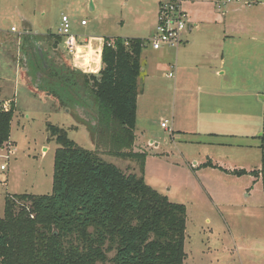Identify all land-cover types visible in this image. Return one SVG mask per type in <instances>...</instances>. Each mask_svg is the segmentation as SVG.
Listing matches in <instances>:
<instances>
[{"label": "rangeland", "instance_id": "1", "mask_svg": "<svg viewBox=\"0 0 264 264\" xmlns=\"http://www.w3.org/2000/svg\"><path fill=\"white\" fill-rule=\"evenodd\" d=\"M158 3L159 0H0V106L14 108L10 142L0 149V166L7 165L5 170L0 168V218L4 216L8 194L52 192L59 145L48 124L66 129L69 138L80 146L96 149L92 130L96 124L92 123L97 113L90 89L88 94L76 90L82 99L77 94L71 106L63 105L60 99L41 89L45 79L36 85L41 66L37 65V58L34 63L22 60V42L29 41L28 46L33 45L34 51L39 44L40 51L51 52L47 40L59 36V54H65L64 38L59 31L63 14L70 17L74 34L141 33L151 38L156 31ZM82 20L87 24L82 25ZM13 26L17 32L11 30ZM25 35L29 36L24 38ZM28 46H24V51L29 50ZM60 55L55 62L64 65ZM167 58L163 50H154L150 45L143 49L137 129L139 147L143 148L135 146V151L148 153L144 165L146 183L187 208L184 264H264L263 182L251 173L262 165V130L257 134L252 131L248 139H239L240 135L238 139L196 137L185 131L173 134L172 116L177 113V118H181L182 94L175 89V78L165 75L170 70ZM23 71L33 76L30 85ZM88 81L91 86L90 78ZM261 97L262 94L259 99L263 115ZM249 101H253L251 97ZM166 120L170 129L161 125ZM262 124L259 121L257 128ZM104 158L127 172L140 173L134 161L108 154ZM204 161L247 173L204 167L200 164ZM18 205L30 218L36 217L28 202L19 201ZM113 256L114 252H109L105 262L96 264H115Z\"/></svg>", "mask_w": 264, "mask_h": 264}, {"label": "trees", "instance_id": "2", "mask_svg": "<svg viewBox=\"0 0 264 264\" xmlns=\"http://www.w3.org/2000/svg\"><path fill=\"white\" fill-rule=\"evenodd\" d=\"M56 37L47 40L51 49L55 40L59 43ZM114 39V46L103 48L99 74L75 68L59 49L57 57L64 58V65H57L52 50L36 48L35 52L29 41L22 42V60L34 63L37 58V65L47 68L50 77H44L45 87L63 105L75 102L76 90L88 94L90 89L97 113L92 123L96 124L92 129L96 149L80 146L66 129L48 124L59 145L52 192L6 196L5 213L0 218V264H96L105 262L109 252H114L111 260L115 264H184L187 208L146 183L148 153L135 151L144 39L128 38V45L122 37ZM24 46L29 50L24 51ZM23 74L28 78L27 72ZM13 113L14 108L0 106V149L10 142ZM260 138L264 140V116ZM107 154L136 162L140 173L127 172L107 161ZM203 166L219 167L211 161ZM251 173L262 180L264 190V152L261 168ZM19 201L30 204L34 219L18 207Z\"/></svg>", "mask_w": 264, "mask_h": 264}, {"label": "crops", "instance_id": "3", "mask_svg": "<svg viewBox=\"0 0 264 264\" xmlns=\"http://www.w3.org/2000/svg\"><path fill=\"white\" fill-rule=\"evenodd\" d=\"M219 1L183 0L191 25L185 41L179 47L160 49L169 56L168 65L175 68V89L182 94L181 118L173 113L171 127L173 134L185 131L196 137L210 135L211 138L225 136L238 139L240 135L239 139H244V136L248 139L252 131L257 134L263 128V124L257 127L259 121L263 123L264 116L259 99L261 94L264 97V0H243L242 4L231 5H219ZM157 7L156 16L159 3ZM140 34L105 36L78 33L76 35L86 37L88 41L81 44L82 53L77 64L82 66L89 56H97L96 51L103 48L101 38L148 39ZM56 38H59L60 47L61 38ZM43 91L51 94L46 87ZM140 95L141 92L137 101L135 146L138 147ZM210 113L214 117H210ZM207 162L200 164L203 166ZM219 167L231 173L236 171Z\"/></svg>", "mask_w": 264, "mask_h": 264}, {"label": "built area", "instance_id": "4", "mask_svg": "<svg viewBox=\"0 0 264 264\" xmlns=\"http://www.w3.org/2000/svg\"><path fill=\"white\" fill-rule=\"evenodd\" d=\"M243 0H221L219 5H227L231 3H240ZM249 4V2H246ZM82 25H86V20L81 21ZM191 28L190 20L187 11L183 7V0H160L159 9L157 13V24L156 31L153 37L144 39L142 42L143 47L150 45L154 50H160L165 47H179L185 41V35L187 31ZM12 31L17 32V28L13 26ZM60 36L64 38L63 41V51L71 59L72 65L82 71H89L91 73H99L103 67L102 63V53L103 48L106 44L109 46L115 45V39L101 38L103 48L101 51H96L97 56H90L84 62V65L77 64L79 54H81V44L87 42L86 37L76 35L72 32V24L70 17L66 14L62 15V21L59 28ZM22 33V32H21ZM27 33V31H25ZM126 45L130 43L128 38H124ZM169 78H174L176 76V71L173 65L170 66V70L166 73ZM4 109V108H3ZM7 110V109H5ZM162 127L170 129L169 121L166 120L161 123ZM2 170L7 168L6 164L0 166Z\"/></svg>", "mask_w": 264, "mask_h": 264}, {"label": "flooded vegetation", "instance_id": "5", "mask_svg": "<svg viewBox=\"0 0 264 264\" xmlns=\"http://www.w3.org/2000/svg\"><path fill=\"white\" fill-rule=\"evenodd\" d=\"M39 45V44H38ZM36 46V48L38 49V50H40V46ZM57 49H59V43H58V41H56V46L52 49V54L53 55H55V56H57ZM59 51L61 52V50L59 49ZM58 51V52H59ZM44 66L45 67H48L47 66V64H44ZM41 69H40V71H39V73H38V77H37V80L36 81H38L37 83H36V85H40V83L44 80V76H46V77H50V76H48V74H46V69L47 68H45V70H43L42 69V66L40 67ZM44 75V76H43ZM33 79V76L32 75H28V84L29 83H31L30 81ZM30 85V84H29Z\"/></svg>", "mask_w": 264, "mask_h": 264}]
</instances>
